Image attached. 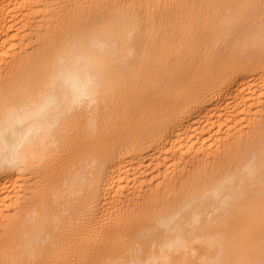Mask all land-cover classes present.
I'll use <instances>...</instances> for the list:
<instances>
[{
	"label": "bare ground",
	"instance_id": "obj_1",
	"mask_svg": "<svg viewBox=\"0 0 264 264\" xmlns=\"http://www.w3.org/2000/svg\"><path fill=\"white\" fill-rule=\"evenodd\" d=\"M68 1L0 0V264H264V0Z\"/></svg>",
	"mask_w": 264,
	"mask_h": 264
},
{
	"label": "rangeland",
	"instance_id": "obj_2",
	"mask_svg": "<svg viewBox=\"0 0 264 264\" xmlns=\"http://www.w3.org/2000/svg\"><path fill=\"white\" fill-rule=\"evenodd\" d=\"M143 1H147V0H129V3H136L138 6H140V3L141 2H143ZM218 1H220V0H218ZM227 1H234V0H227ZM69 3V1L68 0H65V3H64V8H68L70 5H68L67 6V4ZM157 5V4H156ZM159 5H161V4H159L158 3V7L156 8V10H158L159 9ZM63 8V7H62ZM63 8V9H64ZM29 42L31 43L32 42V40H29ZM227 128V127H226ZM244 130H246V131H250L251 130V128L249 127V126H246V128L244 129ZM225 142V141H224ZM216 151H217V149H216ZM188 164V166L187 165H181L182 167L181 168H183L186 172H193V173H196V172H198L199 170H200V168H199V165H197V166H195V165H193V166H190L191 164L190 163H187ZM184 166H187L188 168H186L185 169V167ZM190 166V167H189ZM198 168V169H197ZM189 177H185L183 174L182 175H180V174H176L175 176H173V177H171L170 179H167V178H164V177H159V176H155V178H154V182L152 183V185H150L149 187H147L146 188V191L144 192V194L142 195V196H140V198H141V200H142V204L144 203V201L143 200H145L147 197L148 198H154V194H151L152 192V187H155L157 184H159L160 183V185H158L159 187H168V185L169 184H171V185H176V186H181L182 184H183V182L184 181H186L187 179H188ZM35 185H36V182L34 183ZM158 191V190H157ZM156 191V192H157ZM124 206H125V210H127V211H130V212H132V213H135L136 211L138 212V210H141V209H143V206L141 207V206H139L140 208L138 209V208H135V207H126L127 205L125 204V201L123 202V208H124ZM108 226V225H107ZM106 226V227H107ZM111 226V225H110ZM89 259V258H88ZM70 263V262H69ZM68 264V263H67Z\"/></svg>",
	"mask_w": 264,
	"mask_h": 264
}]
</instances>
